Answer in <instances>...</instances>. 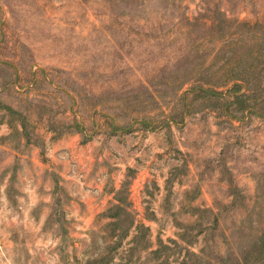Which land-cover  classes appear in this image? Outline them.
<instances>
[{"label":"rangeland","instance_id":"rangeland-1","mask_svg":"<svg viewBox=\"0 0 264 264\" xmlns=\"http://www.w3.org/2000/svg\"><path fill=\"white\" fill-rule=\"evenodd\" d=\"M0 264H264V0H0Z\"/></svg>","mask_w":264,"mask_h":264}]
</instances>
